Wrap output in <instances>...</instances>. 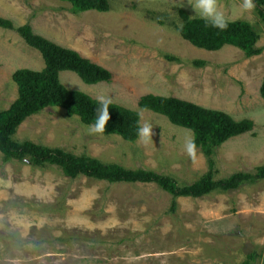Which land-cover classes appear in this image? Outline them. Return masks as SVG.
Returning <instances> with one entry per match:
<instances>
[{
    "label": "rangeland",
    "instance_id": "rangeland-1",
    "mask_svg": "<svg viewBox=\"0 0 264 264\" xmlns=\"http://www.w3.org/2000/svg\"><path fill=\"white\" fill-rule=\"evenodd\" d=\"M109 2L108 12L75 15L63 0H0V18L16 27L28 24L35 34L108 69L110 83L87 85L72 72H62L60 80L69 90L94 99L105 95L137 110L140 122L153 126L151 143L90 135L88 126L59 108L27 119L15 139L152 170L191 185L207 173V160L197 150L193 163L183 151L189 130L139 109L140 98L152 94L254 122L252 132L217 150L216 180L264 165V100L259 92L264 20L256 7L242 11V0H220L229 21L250 22L260 32L257 46L263 52L247 58L234 47L210 52L184 40L174 26L181 25L178 11L200 17L189 0ZM162 16L168 18L164 26L156 19ZM165 55L182 62H169ZM195 60L207 66L195 68ZM44 67L37 50L16 31L0 27V110L9 109L18 97L12 79L16 70ZM171 202L172 196L153 184L72 180L55 166L3 164L0 153V264H264V181L199 199L179 198L175 212Z\"/></svg>",
    "mask_w": 264,
    "mask_h": 264
},
{
    "label": "trees",
    "instance_id": "trees-1",
    "mask_svg": "<svg viewBox=\"0 0 264 264\" xmlns=\"http://www.w3.org/2000/svg\"><path fill=\"white\" fill-rule=\"evenodd\" d=\"M71 4V11L79 13L96 10H111L109 0H63ZM259 16L264 20V0H253ZM181 25H174L180 36L194 47L217 52L226 46L241 50L245 57L252 58L262 54L263 48L257 46L260 32L250 22L244 20L229 21L226 30L212 27L200 17H191L185 10L178 11ZM159 25L168 24L167 17L156 18ZM174 24V23H173ZM0 27L16 31L25 43L37 50L44 59L45 67L41 71L18 69L12 79L18 86V97L9 109L0 110V153L3 164L25 163L33 168L44 169L55 166L64 176L76 180L86 177L109 184H153L172 196V212L177 207V199H199L213 193L236 191L245 185H255L264 181V165L254 172H238L229 178L215 179V154L229 140L250 133L254 122L249 119L235 120L230 114L202 107L195 103L175 98L145 95L138 102L139 109L161 115L174 126L192 132L197 150L206 158L208 171L191 185H181L169 176L148 169H129L119 164L104 163L100 159L83 154L75 155L59 148H52L30 140L15 139L18 128L27 119L44 112L46 109H61L68 118H78L89 126L95 122L98 101L88 94L67 89L60 80L62 72L77 74L87 85L110 83L112 73L83 57L75 50L62 47L49 39L35 34L30 25L16 27L8 19L0 18ZM172 63H181L177 57L165 55ZM195 68H204L207 63L195 60ZM260 96L264 100V78L260 87ZM111 119L103 135H116L124 141L135 143L139 137L137 130L141 124L140 113L116 103L109 106ZM264 258V251H263ZM249 259L253 261L254 256ZM243 264H250L249 261Z\"/></svg>",
    "mask_w": 264,
    "mask_h": 264
},
{
    "label": "clouds",
    "instance_id": "clouds-1",
    "mask_svg": "<svg viewBox=\"0 0 264 264\" xmlns=\"http://www.w3.org/2000/svg\"><path fill=\"white\" fill-rule=\"evenodd\" d=\"M195 12L210 23L212 27H215L221 31L226 30L229 24V18L223 11L220 0H195L192 4ZM242 11H252L256 5L253 0H242V4L239 6ZM99 107L97 109V115L95 122L88 126L87 131L90 135H103L111 119L109 106L112 103L111 97L105 95L97 96ZM137 135L141 143L147 145L151 143L153 137V126L148 122H142L137 130ZM183 151L188 155L193 163L197 162V145L194 136L189 131L183 142Z\"/></svg>",
    "mask_w": 264,
    "mask_h": 264
},
{
    "label": "crops",
    "instance_id": "crops-1",
    "mask_svg": "<svg viewBox=\"0 0 264 264\" xmlns=\"http://www.w3.org/2000/svg\"><path fill=\"white\" fill-rule=\"evenodd\" d=\"M230 47H232V46H230ZM235 48V47H234ZM44 69V68H43ZM259 92H260V90H259ZM198 105V104H197ZM203 107V106H202ZM206 108V107H205ZM209 109H211V108H209ZM215 110V109H214Z\"/></svg>",
    "mask_w": 264,
    "mask_h": 264
}]
</instances>
